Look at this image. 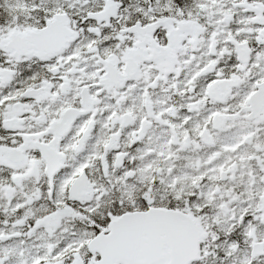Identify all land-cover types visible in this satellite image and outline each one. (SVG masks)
Segmentation results:
<instances>
[{
	"label": "snow or ice",
	"instance_id": "snow-or-ice-1",
	"mask_svg": "<svg viewBox=\"0 0 264 264\" xmlns=\"http://www.w3.org/2000/svg\"><path fill=\"white\" fill-rule=\"evenodd\" d=\"M0 264H264V0H0Z\"/></svg>",
	"mask_w": 264,
	"mask_h": 264
}]
</instances>
